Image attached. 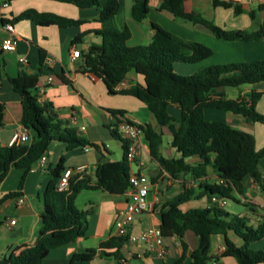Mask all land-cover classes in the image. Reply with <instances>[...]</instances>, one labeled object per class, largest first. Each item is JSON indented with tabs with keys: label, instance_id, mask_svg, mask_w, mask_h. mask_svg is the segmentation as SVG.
Here are the masks:
<instances>
[{
	"label": "crops",
	"instance_id": "0c3cea01",
	"mask_svg": "<svg viewBox=\"0 0 264 264\" xmlns=\"http://www.w3.org/2000/svg\"><path fill=\"white\" fill-rule=\"evenodd\" d=\"M109 0H100L99 7L79 8L73 4L53 0H15L4 7L5 0H0V105L4 107L3 124L0 127V147L10 146L16 132H25L30 144L35 137L33 130H27L21 122L22 97L15 92L10 78H17L22 71L36 73L40 62V53L46 56L45 63L56 76L52 83L41 78L39 87L40 104L50 103L55 116L64 126L72 127L78 134L97 148L89 146L67 149V144L53 142L46 154L47 163L44 169L28 172L11 169L0 182V196L19 191V197L8 201L0 207V260L18 255L26 247L36 243L41 229L40 215L44 208V193L52 179L51 169H54L63 159L65 169H71L77 179H88L92 185L96 183V170L99 165L122 161L125 151L121 141L115 139L109 127L115 123L111 111H125V119L139 125H151L163 134L161 153L166 158L180 159L181 154L172 146L173 136L165 127H160L148 107L140 100L121 94H111L103 80L88 72L85 68V56L93 47L102 45V38L96 34L83 37L74 42L77 37L88 32L115 30L131 32L128 45L136 47L151 43L154 31L152 24H158L172 34L192 42H199L212 47L213 55L197 64L176 63L174 70L178 75L191 76L196 72L213 66L230 63L248 62L264 59V38L254 42L225 41L216 38L213 33L200 25L175 18L171 14L159 9L161 0H150V13L141 23L133 20L131 10L134 0H118L119 12L105 22L100 21L103 7ZM229 8L214 7L213 0H187L185 10L202 15L224 30H243L256 32L264 26V11L259 6L264 0H242ZM237 8L242 13H237ZM34 9L41 13H53L61 17L84 21L77 27L59 28L57 26L41 27L31 21L15 22L13 20L26 10ZM255 12V17L250 13ZM12 24L15 28V50H2L3 42L10 33L5 29ZM74 50L81 56L72 59ZM212 58V59H211ZM26 59V63H21ZM212 60L207 61V60ZM214 60V62H213ZM212 63V64H211ZM217 63V64H215ZM62 75L65 81L58 78ZM137 84L144 85V77L134 70L118 86L119 90L129 89ZM252 91L264 92V83L245 85L239 88L224 90L227 97L236 99L245 97ZM215 109H206L205 117L208 121L216 120L217 114L211 113ZM257 110L264 114V94L257 104ZM171 112L179 116V108L173 107ZM76 121L73 122V118ZM226 122L232 127L250 133L255 137L256 148L264 147V125L248 123L242 117L229 113ZM82 128H85L82 130ZM113 128V127H112ZM140 151L136 167L133 171L145 173L150 181L148 196L149 208L137 217L130 228V233L140 234L148 229H157L161 225V212L172 199L185 190H194L195 196L200 192L199 182L207 184L225 183L207 167V176L200 181L194 180L191 174H183L172 178L151 157L149 144L145 137L140 140ZM189 164H199L197 157L186 160ZM260 169L264 174V158L260 162ZM22 184V187L20 188ZM234 188V187H233ZM236 200H225L219 203L221 209L227 213L248 220V225L256 227L264 216V193L252 178H246L242 183V194L234 188ZM130 200L128 191L124 194H111L102 190L82 191L76 198L75 204L79 210L89 213L87 235L74 243L54 249L43 264H69L72 257L84 253L89 249H97L101 243L118 235L120 212L125 209ZM207 197L191 199L180 209L186 212L190 209L209 208ZM15 221V224L11 222ZM229 238L240 246L242 242L230 232ZM187 245L185 250L177 237L164 238L166 254L160 257L150 251L144 243L128 242L123 248V257L129 264H192V254L198 247V237L192 231L184 236ZM253 250H264V239L250 245ZM225 238L217 235L212 238L211 257L220 264H239L233 257H223L225 252ZM76 264H118L114 259H103L96 256L89 262Z\"/></svg>",
	"mask_w": 264,
	"mask_h": 264
},
{
	"label": "trees",
	"instance_id": "16d2710c",
	"mask_svg": "<svg viewBox=\"0 0 264 264\" xmlns=\"http://www.w3.org/2000/svg\"><path fill=\"white\" fill-rule=\"evenodd\" d=\"M5 1L10 3L15 0ZM53 1L73 4L79 8L100 6V0ZM186 1L161 0L159 9L175 18L203 26L216 38L225 41L254 42L264 38V26L256 32L227 31L200 14L187 12ZM232 5L229 1L213 0L214 7L229 8ZM119 8L118 0H109L101 10L100 21L105 22L117 15ZM259 10L264 11V4L259 6ZM149 13L150 0H134L131 10L134 21L143 22ZM237 13H242V9L237 8ZM250 15L255 17V12ZM22 21H31L41 27L59 28L77 27L84 23L34 9L21 13L13 23ZM152 28L154 36L148 45L129 46L131 32L128 29L121 32H88L77 37L74 42L93 33L100 36L102 45L93 47L85 56V68L101 78L111 94L132 96L143 102L157 124L169 130L173 136L172 146L181 154L180 159L164 157L161 153L163 134L151 125H140L149 144L151 157L164 171L172 178L191 174L194 180L200 181L207 176L206 168L210 167L225 183L207 184L200 181V192L197 196L194 190H185L168 202L165 205L167 210L161 212V234L164 238L177 237L186 250L185 233L194 232L199 243L192 254V264H211L214 261L210 252L212 238L217 235L225 238L226 250L223 257H233L239 264H264V250L250 248L252 243L264 239V216L258 226H249L247 219L227 213L213 201L214 198L235 200L234 188L242 194V183L248 177L264 193V174L260 169L264 147L257 150L252 134L236 129L226 122L208 121L205 117L206 109H215L240 116L248 123L264 125V114L257 110V104L264 92L252 91L247 96L236 99L227 97L224 92L227 88L264 83V59L213 65L191 76L178 75L174 70L176 63L203 62L213 55V50L205 44L184 40L158 24H152ZM45 60L46 56L40 53L36 73L22 71L17 78H10L15 92L22 97V125L27 130H33L36 135L30 144L0 147V182L11 169L25 172L33 169L38 160L47 154L53 142L67 144L68 150L86 146L97 148V145L80 136L76 129L64 126L56 116H52V104L39 103L38 84L41 78L56 76ZM133 70L144 77L145 84L119 90L118 86ZM58 78L65 81L62 75ZM173 107L179 108L178 117L171 112ZM111 114L116 120L113 128H109L112 136L123 144L124 159L99 165L94 185L88 179H77L73 176L69 189L59 191L58 184L65 171L62 159L51 169L52 179L44 193L45 203L40 215L41 229L36 243L26 247L18 255L1 259L0 264H43L52 250L86 237L89 213L79 210L75 204L82 191L102 190L111 194H124L129 190L131 168L126 156L128 142L116 129L120 123L119 117H125L126 112L111 111ZM3 116L4 107L0 105V127ZM194 157L199 158L201 163L192 165L186 162ZM20 195L17 191L0 196V207ZM203 197H207L210 202L209 208L190 209L186 212L180 209L191 199ZM230 232L242 242L240 246L229 238ZM127 243L128 237H111L97 249L74 255L69 264L89 262L96 256L114 259L120 264L126 260L123 257V248Z\"/></svg>",
	"mask_w": 264,
	"mask_h": 264
},
{
	"label": "built area",
	"instance_id": "2783aa9c",
	"mask_svg": "<svg viewBox=\"0 0 264 264\" xmlns=\"http://www.w3.org/2000/svg\"><path fill=\"white\" fill-rule=\"evenodd\" d=\"M229 2L238 3L242 0H224ZM3 6L6 8L9 6V2H4ZM5 29L10 33L9 38H7L2 44V50L11 52L15 50V28L12 24L6 25ZM81 56L80 51L74 50L72 54V59L76 60ZM21 63H26V59H21ZM45 81L47 83H52L54 81L53 75L45 76ZM40 97L38 98V101ZM40 102V101H39ZM120 123L117 126V131L120 136L128 142L126 156L127 161L130 165V168L136 166L137 159L140 151V140L145 137L144 130L139 124L127 121L124 117H119ZM76 121V118H73V122ZM85 128H82L84 130ZM29 140V135L25 132H16L10 141V146H17L26 143ZM86 150L89 149V146L84 147ZM47 163L46 154L43 155L38 162L33 167L35 170H42L45 168ZM73 177V171L71 169H65L59 184V191H67L69 189V183ZM150 181L148 176L145 173L139 171L130 170V187L128 193L130 195V200L125 207L120 212V223L118 229V235L121 237H128V242L130 243H144L150 251L156 252L160 257H163L166 254L164 237L161 234L160 228L157 229H148L140 234L130 233V228L137 219L138 216L143 214L149 208L148 196L150 193ZM216 203L225 204V200L213 199ZM19 202L24 203V198L19 197ZM15 224V221L11 222ZM120 264H129L128 260L121 261ZM211 264H220L219 261L215 260Z\"/></svg>",
	"mask_w": 264,
	"mask_h": 264
},
{
	"label": "rangeland",
	"instance_id": "374dc122",
	"mask_svg": "<svg viewBox=\"0 0 264 264\" xmlns=\"http://www.w3.org/2000/svg\"><path fill=\"white\" fill-rule=\"evenodd\" d=\"M211 49H213L212 47H211ZM214 50V49H213ZM212 59V58H211ZM207 61H212V60H207ZM213 62H214V60H213ZM212 64V63H211ZM215 64H217V63H215ZM211 113H215V114H217L218 116H217V118L218 119H216V120H225L226 118V115H228L229 114V112H225V111H222V110H212V112ZM134 167H136V166H134Z\"/></svg>",
	"mask_w": 264,
	"mask_h": 264
},
{
	"label": "water",
	"instance_id": "95a60500",
	"mask_svg": "<svg viewBox=\"0 0 264 264\" xmlns=\"http://www.w3.org/2000/svg\"><path fill=\"white\" fill-rule=\"evenodd\" d=\"M51 115H52V116H55V113H54V111H51Z\"/></svg>",
	"mask_w": 264,
	"mask_h": 264
}]
</instances>
